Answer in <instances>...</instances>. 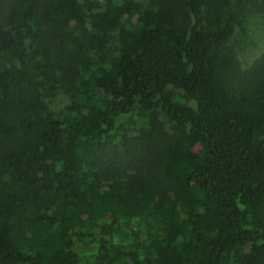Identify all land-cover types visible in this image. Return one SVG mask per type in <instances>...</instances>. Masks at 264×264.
I'll return each mask as SVG.
<instances>
[{"label":"trees","instance_id":"obj_1","mask_svg":"<svg viewBox=\"0 0 264 264\" xmlns=\"http://www.w3.org/2000/svg\"><path fill=\"white\" fill-rule=\"evenodd\" d=\"M255 13L0 0V264H264V52L231 43Z\"/></svg>","mask_w":264,"mask_h":264},{"label":"rangeland","instance_id":"obj_2","mask_svg":"<svg viewBox=\"0 0 264 264\" xmlns=\"http://www.w3.org/2000/svg\"><path fill=\"white\" fill-rule=\"evenodd\" d=\"M245 32L238 28L236 35L232 39V44L239 51V57L244 68L249 67L264 52V13H255L245 19ZM116 33L111 37L115 38ZM113 38L100 41L98 48L91 55H104L114 46ZM49 107L54 112H60L70 102L67 95L57 92L47 100Z\"/></svg>","mask_w":264,"mask_h":264}]
</instances>
